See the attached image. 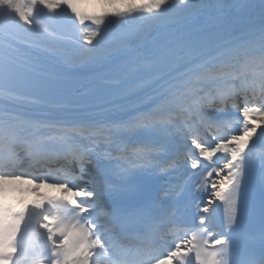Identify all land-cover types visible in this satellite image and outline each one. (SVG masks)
Masks as SVG:
<instances>
[{
	"label": "snow or ice",
	"instance_id": "snow-or-ice-1",
	"mask_svg": "<svg viewBox=\"0 0 264 264\" xmlns=\"http://www.w3.org/2000/svg\"><path fill=\"white\" fill-rule=\"evenodd\" d=\"M257 173L264 0H0V264H264Z\"/></svg>",
	"mask_w": 264,
	"mask_h": 264
},
{
	"label": "rangeland",
	"instance_id": "rangeland-1",
	"mask_svg": "<svg viewBox=\"0 0 264 264\" xmlns=\"http://www.w3.org/2000/svg\"><path fill=\"white\" fill-rule=\"evenodd\" d=\"M88 11H93V9L92 8H89Z\"/></svg>",
	"mask_w": 264,
	"mask_h": 264
}]
</instances>
